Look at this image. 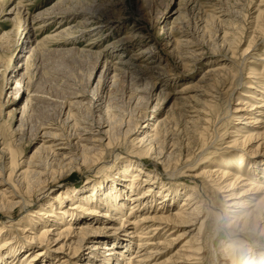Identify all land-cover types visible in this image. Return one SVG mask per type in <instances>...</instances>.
<instances>
[{
	"label": "bare ground",
	"instance_id": "1",
	"mask_svg": "<svg viewBox=\"0 0 264 264\" xmlns=\"http://www.w3.org/2000/svg\"><path fill=\"white\" fill-rule=\"evenodd\" d=\"M26 1L29 0H0V21L4 19L3 21L12 22V28L7 31L3 28L1 32L3 31L4 34H1L2 39L0 37V67H3V72L1 74L3 81L1 82V86L3 90L6 88L12 89L9 99L2 104V107H4V109L9 108L8 112L11 115L12 113L15 115V112L19 111L20 116L13 118V121H17L16 130L20 131L22 134L20 137L23 136L28 122L30 123L32 108H34V100L37 99L36 92L38 89H31L33 83L32 78L34 77H31V72L34 73L31 71V65L37 53L39 55V51L43 47L42 44L44 42V40H39L35 46H32L30 42L34 40L31 38L25 41L21 40L22 35L25 38L30 30L34 31L36 29L33 21L28 23L29 10ZM116 1L117 0H92L90 4L89 0H58V2L54 4L61 5L66 2L72 4L71 7L73 9L68 10L69 12L67 15L72 13L75 18L79 16L83 18V23L79 25L82 27L81 35L96 30L98 34L100 33L101 35L104 28H115L113 24L117 22L115 21L116 18L121 17V14L120 16H116V18L114 17L115 15H107V11L110 10L107 6L115 4ZM149 1L150 0H142V4H140L141 7L147 5V3L149 4ZM93 2H95L94 5H92ZM190 2L191 1H189V3ZM54 4L48 6L49 8L46 7L39 11L35 16L36 18H43L41 27L45 26L47 23H51V20H57L59 17H62L58 8V13L55 12L56 10L54 11ZM74 5L78 6L79 9L75 8L76 6ZM66 6L67 4L65 7ZM168 6L169 4H166L161 14L165 13ZM62 7H64V5L61 6V9H64ZM69 7H67V9H70ZM25 10L27 11L25 12ZM121 11L122 10H120V12ZM183 14L181 7L177 8L173 14L166 16L161 22V28L163 31H166V34L168 33L166 44L170 46V50L173 52L176 51V48H178L181 42V39L178 38V33H176L180 28L175 25V22L180 23ZM116 15L118 14L116 13ZM172 17L173 19L170 21ZM258 18L262 19L261 22L263 24L264 11L259 12ZM62 19H64V17ZM61 21L62 20H60V22ZM61 26H59V28H61ZM68 27H63L59 30L56 29L54 35L56 36L67 32L70 29ZM83 27H85V30H83ZM260 28L261 31L264 32V29L262 27ZM180 32H182V30H180ZM17 34H19V37L13 44L10 43L12 45H9L11 46L10 48L7 44H9V40ZM130 34H132V32ZM137 34L140 35L138 32ZM133 36L134 34L132 36L130 35L132 38H129L130 42L132 41L130 46L138 47L140 45L139 42H135V40L138 39ZM126 37L127 36L124 35L118 37V40H116L114 44H125L127 48L129 39ZM92 39L93 38H89L88 40ZM185 39L187 41L188 38ZM93 42L89 41L86 46L91 45ZM28 47L29 49L27 50ZM18 49L19 52L16 54V50ZM77 49L79 51L74 47L71 49L67 48V50L64 49V51L70 53V51L73 50L75 57L73 55L72 57L84 65L85 63L83 62H86L87 65V61L91 62L92 59V64L90 65L89 63L90 66L88 65L90 70L88 69L89 74H87V89L81 90V93L79 90L76 92V88L73 87L74 82L69 81L70 83H67L74 91L69 92L72 96L68 106L70 107L71 105V107L69 108L67 105L63 106V118L60 125L50 121L46 122L44 119L45 122L40 123V125L38 124V126L35 125V127L32 125L29 128L30 133L27 141L33 142L38 140V144L28 159L21 160L19 152L10 149V146H6L4 143H0L3 146H0V219H4V221H0V264H17L15 260L18 257L19 259L22 258L21 262L23 264H159L157 263V257L163 253V245L166 242L172 243L169 237L173 235V233L164 240H158L159 236L164 237V234L174 227L190 224L194 226L192 230L179 232L175 234V237L174 235L171 237L173 241L176 239V241H178V239H181L179 238L181 236L191 235L188 240L184 241V243L172 253V255H174L173 258L170 256V258L168 257L169 261H167V264L168 262L169 264L170 262L173 264H187L189 261L185 259H195L200 252L201 247L198 246L200 244L198 242L204 233L207 219V213L205 214L202 210L204 208L203 201L205 197L203 198V195L198 194V186L200 183H198V179L202 177H206L205 179H207L206 181L204 180V182L208 184L210 182L214 183L219 190L226 193V195H224L226 199L225 203L230 207L225 219L227 223L233 222V225L243 230L260 229L261 232L264 233V161H253L249 164L248 168L245 166L248 163L249 155H264V78L260 77V79H257L254 83L249 82L252 83L248 86L251 90L241 92L242 94L237 98V102H234L235 104H231V95V101L230 98L228 99L230 101V104H228L230 105V107H228L231 110L230 112L234 114L235 119L238 117L241 123V126L231 131V133L234 132L232 136L235 138L231 142V147L233 143L237 144L239 147L233 146L230 153H234V150H238L239 153L237 155L230 154L231 156H225L221 160L207 157L206 159L209 160V164L204 165L199 171L192 168L194 167L193 163H189V165L187 163V166L185 165L188 167V170H183L186 168L185 166L182 168L179 167L177 170L178 163L175 161L176 151L167 147L168 143L170 144V141H172L169 139L171 138L169 136V128L171 129L172 127H170L169 118H174L172 109L174 108L173 110L176 111L175 106L177 108L179 104H181V106L185 104L184 106L186 107L191 106L196 108L200 103H202V105L205 103V100L202 101L201 98L206 94V91H203L205 89L202 88L203 86H200V83H202L204 79L202 80L201 78L198 82V80L194 78L195 82L193 79L188 82H183L182 84L184 86L181 85L180 89L176 91L178 96L175 97L173 103L169 106L170 108L168 107L166 109V114L164 115L162 114L164 112L162 105L163 102L169 98V91L164 92L161 90L157 93V102L154 104L153 108L149 110L150 100L155 94L154 89L156 82L146 77L137 78V76L135 77L133 75L131 77H135L134 80L128 83H131L132 86L127 87L129 89V99L132 103L135 102V107L141 108L142 110H140L136 117L130 116L129 118H122L125 117V115L121 114L117 109L122 104L117 107L116 103H118V99L116 98L114 101L112 100L113 98H109L111 95L109 96L108 94L112 93H110V91L112 88H115L119 80H123L120 79L122 77L117 78V76L121 72L123 74V70L124 72L126 71V68H128L127 65H133L136 62H130L131 58H124V51H115V45L112 46L110 50L111 53L114 54L117 52L120 53V57L117 59L119 61H115V63L110 59L112 63L108 61V58L111 57L105 52L107 48H105V50H102V48L101 50L98 49L99 51L92 50L93 48L90 47L86 49ZM137 49H140V52L138 51L141 53L140 57L142 54H150V57L154 58L156 56V48L151 44ZM5 50H9L8 53H10L7 58L5 57ZM42 50L44 49L42 48ZM26 51H28V54L26 55L24 63L16 64L15 61L22 58V53L24 54ZM173 52L171 54H173ZM190 53L194 56L193 51ZM133 54L135 55V53ZM14 56L15 60L12 65ZM101 57L102 61L104 60L103 69L98 75L97 73L95 74V69L99 65V59H101ZM199 57L196 55L194 60H200ZM179 60H181V58ZM187 62L188 61H186V63ZM219 63L221 64L222 62ZM183 64L184 66L187 65L184 62ZM191 65L190 63L188 64V66ZM216 65H218V63ZM155 66L157 70L158 67H161ZM188 66H185L186 70L192 68ZM9 68H12V74L8 76L6 73ZM147 69L153 70L154 68L149 66ZM161 70H164V67ZM222 70L223 69L219 68L208 70L211 73L203 83L207 82L210 85H214L213 82H211V78L214 75L217 76ZM143 71L145 72V69ZM13 72L15 74H13ZM136 73L137 72H135V74ZM251 73L253 74L254 71ZM140 74H142V72H140ZM174 82L178 83L176 79ZM13 83H15V85L12 86ZM92 83L94 84L92 85ZM210 85L207 84V87ZM24 96L25 100L23 105H20ZM40 100L42 99L40 98ZM72 103L76 105V109H81L80 114L77 113L78 110L74 111L75 106H72ZM35 104L38 105L39 103ZM65 107L66 112L64 111ZM182 107L179 108L181 109ZM44 111L46 112V110ZM168 114L170 115L168 116ZM201 115L204 116L203 114ZM149 116H151V118ZM147 117H149V120L146 121L145 119ZM143 120L146 121V124L142 127L141 122ZM196 120L198 119L196 118ZM198 122L199 121H197V123ZM65 127L68 128V130ZM70 128L73 129L72 134L69 132ZM174 134L177 133L175 132ZM122 135L128 136L125 138H128L131 144L136 147L133 152L131 150V152L129 151L128 153L139 158V161H134V159L132 160L131 158L122 160V157H124L123 153L117 147L118 142L122 139ZM145 157L153 159L156 170L141 168L140 163H142V161L140 162V158L144 159ZM119 158H121V162L118 164L117 159ZM65 161L66 163L63 164ZM125 162H128V164ZM230 162H232L234 166L230 169H223V166L228 165ZM180 163L181 162H179V164ZM90 165V169L96 166L93 169V174L107 172L106 176H104L105 178L102 180L97 179L95 185H88L89 188L86 191H84V188H79L78 190H76V188H71V185L68 183L69 181H66L68 175H70L74 169H80L83 166V168L87 170ZM114 165L116 166L111 169ZM162 165L165 167L163 170L165 172L170 170L171 174L159 172L160 166ZM191 171L194 172L192 173ZM178 172L183 175L188 172L187 176L193 180L191 188L188 186L172 185L174 182L170 180L176 179L175 177L178 175ZM184 176H186V174ZM166 179L169 182H165L164 180ZM82 187L87 186L83 185ZM90 190H92L91 193L89 192ZM157 199H160V201L157 202ZM219 218L220 216H217L218 222L220 220ZM14 229L24 234L20 241L17 235L14 232L12 233ZM180 229L183 230L186 228ZM22 239H24L27 244L22 243ZM168 243H166V245H168ZM174 243L172 244L174 245ZM170 244L169 246L172 245ZM45 248L49 249V251H45ZM31 250H33V252L29 253ZM246 250L248 251L247 254L250 255L249 258L259 255V257H257L261 258V260L258 262L256 258L252 260L248 258L244 261L241 260V264H264V253L257 252L252 246L246 247ZM228 252L229 251L223 252L224 256L228 255ZM19 253L24 255H19ZM238 256H240V254L235 255L233 253L230 257L222 258L221 260H225L223 264H239L238 261L240 257ZM41 258L42 260L39 261ZM216 261H218V258ZM219 262L220 261H218V263Z\"/></svg>",
	"mask_w": 264,
	"mask_h": 264
},
{
	"label": "rangeland",
	"instance_id": "2",
	"mask_svg": "<svg viewBox=\"0 0 264 264\" xmlns=\"http://www.w3.org/2000/svg\"><path fill=\"white\" fill-rule=\"evenodd\" d=\"M85 1H88V0H85ZM90 1H92V0H89V3H90ZM117 1H118V3H117ZM117 1H116V3L114 2L115 4H112L113 6L112 5L107 6L108 8H110V10L107 9L108 11H110V12L107 11V15L108 14L111 16L115 15L114 17L116 18V16H120V14H121V17L116 18L115 21H117V22H114V24H113V25H115L114 26L115 28H109V27H108L109 29L107 27L104 28L103 32H101L102 36L100 35V33L98 34L97 30L92 31V32L90 31L88 33H83L82 35L80 34V33H82V31H81L82 27H80L79 25H81L84 20L82 21L83 18H81L80 16L75 18L72 15V13L67 15L69 12L68 10L73 9L71 7L72 6L71 3L66 2V3H63L61 5L60 4L55 5L58 2V0H29V1H26V4H28L27 7L29 10L28 23L33 21L35 23L36 29L34 31L30 30V32L27 34V36L25 38L22 35L21 40L25 41V40H28L29 38H31L32 40H34V41L30 42V44L32 46H35L39 40H41V41L44 40V42L42 44V46H43L42 48L44 50L46 49L45 51L42 50V48L40 49L39 55L37 53V55L33 59L34 63L32 62V65H31V71L34 72V73L31 72V74H32L31 77L34 76L32 78L33 83L31 85V89L32 90H34L36 88L38 89V91L36 92V97L38 100L37 99L34 100V104H33L34 108H32V112H31L32 114L30 116V119H31L30 123L28 122V124L26 125V130L23 133V136L20 137V135H22V134L20 133V131L16 130L17 121L16 122L13 121V118L20 116L19 111H16L15 115H14V113H12V115H11L8 112L9 108L4 109V107H2V104H4L7 99H9L10 91L12 89L11 88H8V89L6 88L4 90L2 89V86H1L2 83L1 82L3 81V79L1 78V74L3 72V69H2L3 67H0V143H2V144L4 143V144H6V146H10V149H14L17 152H19V157L21 160H24L26 158L28 159L29 156L32 154L33 150L35 149L36 145L38 144V140L33 141V142L27 141L28 135L30 133L29 128L32 125L34 127H35V125L38 126V124L40 125V123L45 122V120H46V122L50 121V122H53L55 124L60 125L61 120L63 118L62 117L63 106L67 105V107H69L68 105H69V102H70V99L72 96V95H70L71 93H69V92L74 91L73 89H71L69 87V85L67 83H70L71 81L74 82L73 87L76 88L75 89L76 92H78V90H79V92L81 93V90L83 91V90L87 89L86 88L87 87V77H88L87 74H89L88 69L90 68L89 66L92 64L91 63L92 59H91V62L87 61V65H86V62H83V63H85V65H84V64L79 63V61L74 59L75 54H74L73 50H71L69 53L68 51L65 52L64 49L67 50V48L71 49L74 47L77 51H79L77 48L86 49L87 47L88 48L90 47V48H93L92 50L97 51L98 49L101 50V48H102V50H105V48H107L105 50V52L111 57V58H108V61L113 60L112 62L115 63V61H119L117 59H119V57H120L119 52L114 54V53H111V51H110L111 47L115 45V51L116 50L124 51V54H125L123 56L124 58H129V59L131 58L130 62H133V63L136 62L137 63V64L135 63L133 65H127L128 68H126V71L128 72V70H129V72L127 73L126 71L124 72V70H123V74L121 72L117 76V78L122 77L120 79H123V80L122 81L119 80V83L115 86V88H112V90L110 91V93L111 92L112 93L108 94L109 96L111 95L109 97L110 99L113 98L112 100H114V101L116 100V98L118 99V103H116L117 107H119L122 104L119 108H117L121 114L125 115V117H122V118H129L130 116L136 117L139 114L140 110H142L141 108L135 107V102L132 103V101L129 99V95H128L129 89L127 87L132 86L131 83L130 84H128V83L130 81L134 80V78L136 76H137V78L138 77L139 78H145L146 77V78L152 79L154 82H156L155 89H154L155 94H154L153 98L150 100L149 110H151L153 108L154 104L157 102V100H156L157 99V93H159L161 90L164 92L169 91V98H167L163 102V105H162V107L164 108V112L162 114L165 115L166 109L173 103L175 97L178 96L176 91H178V89H180L181 85H183L182 84L183 82H188L192 79L194 82L196 79L199 82V79L201 80V78H202V80L203 79L205 80L210 75L211 72L208 70H213L215 68L223 69L222 70L223 72L221 71V73L223 75L221 73H218L217 76L214 75L211 78V82H213L214 85H210L207 82L203 83L204 80L202 81V83L204 85L202 83H200V86L201 87L203 86L202 88L205 89L203 91H206V94L202 97L203 99L201 98L202 101L205 100V103L203 105H202V103H200V105H197L196 108H194L191 106L186 107V106H184L185 104H183L182 105L183 107H182L181 104H179V105H177V108L175 106L176 111L173 110L174 108L172 109V113H173V117H174L172 119H174V120L169 118L170 119V123H169L170 127L172 126L171 129L169 128V130H170L169 136L171 137L169 139H171L172 141H170V144L168 143L167 147L176 151L175 161H177V163H178L177 170L179 169V167L182 168L185 165L187 166V163H188V165H189V163L190 164L193 163L194 167H192V168L194 170L199 171L204 165L209 164V160L206 159L207 157H209L211 159L221 160L225 156L229 157L231 155H237L239 153L238 150H234V153L232 152L233 154L230 153L233 146L239 147V146H237V144H234V143L232 144V147H231V142L233 139H235V138H233L234 136H232L234 134V132L231 133V131H234L239 126H241V123L238 120L239 118L236 117V119H235L234 114L232 112H230L231 110H230V108H228V107H230V105H228V104H230L231 97H232L231 104L232 103L235 104L237 102V98L239 96H241L240 95V94H242L241 92H244L246 90H251V88L248 87L249 84L254 83L257 79H260V77L264 78V32L261 31V28H260V27H262L264 29V22L262 24V22H261L262 19L258 18L259 12L264 11V0H251L252 2L249 0H218V1L217 0H150L149 4L147 3L148 6L144 5L145 7L142 6L143 8L140 5V4H142V0H124V1L123 0H120V1L117 0ZM189 1H191V2L189 3ZM121 2H122V4H121ZM244 2H247V3H244ZM187 3H188V5H187ZM53 4L55 5L54 11L56 10L55 12L58 13L57 10L59 9V13L61 14L62 17H59L57 20H51V23H47L45 26L41 27V25H42L41 23H43L42 22L43 18H41V17L36 18L35 16L38 14L39 11L43 10L44 8H46L48 6H52ZM66 4H67V6L65 7ZM68 4H70V5H68ZM94 4H95V2L92 3V5H94ZM166 4H169V6H168L167 10L165 11V13L161 14L163 9L166 7ZM63 5H64V7H62V8H64V9H61V6H63ZM74 6H76V5H74ZM138 6H139V9H138ZM67 7H69L70 9H67ZM112 7H114L115 9ZM147 7H149V8H147ZM180 7H181V11L184 14L181 17L182 18L181 22L180 23L175 22V25H177L180 28L178 30V32H176V33H178V35H179L178 38L181 39V42H180L181 45L179 44L178 48H176V51H175L176 53H175V52L171 51L170 46L166 44V42H167L166 38H167L168 33L166 34V31H163V29L161 28V22H162V20H164V18L166 16L173 14V12H175L177 10V8H180ZM75 8L79 9L78 6H76ZM116 8H117V11H116ZM111 9H113V10H111ZM120 10H122L121 11L122 13L120 12ZM26 11L27 10H25V12ZM116 13L118 15H116ZM63 17H64V19H62ZM65 17H68V18H65ZM104 17H106V16H104ZM173 17L170 18V21L173 19ZM3 20L4 19H2L0 21V37H1V34L2 35L4 34L3 31L1 32V30L3 28H5L6 31L12 28V22L3 21ZM60 20H62V21L60 22ZM77 23H78V25H77ZM162 24H164V23H162ZM59 26H61V28L68 27L70 29L67 32H65L66 34L63 33V34L55 36L54 34L56 32V29L57 30L61 29V28H59ZM71 26H72V28H71ZM78 28H80V29H78ZM84 28L85 27H83V30H85ZM180 30H182V32H180ZM131 32H132V34H130ZM137 32L140 33V35H138ZM253 33H255V34H253ZM133 34H134L133 37L138 39V40H135V42H139V44H140L138 47H134V46L131 47L130 46V43H132V41L130 42L129 38H132V37H130V35L132 36ZM135 34H137V35H135ZM61 35H62V37H61ZM123 35L127 36L126 38L129 39V42H128L129 45L127 48L125 47V44H121V43H115L114 44V42H116V40H118L117 38L122 37ZM18 37H19V34L13 36L12 39L9 40V44H7V46L13 44ZM89 38H93V39L95 38V39L94 40L93 39L88 40ZM185 38L190 39L191 42L188 39H187V41H189V42H187ZM1 39H2V37H1ZM231 39H233V40H231ZM112 40H114V41H112ZM89 41L90 42L95 41L92 43L93 45L94 44L95 45L93 46L91 44L89 46H86V44H88ZM184 42H187V43H184ZM164 43H165V45H164ZM150 44L156 48L155 49V51H156L155 52L156 53L155 58L150 57L151 56L150 54L149 55L142 54L140 57V54H141V53H139L140 49L138 50L137 48H141L142 46H149ZM188 44H190V45H188ZM110 45H112V46H110ZM250 45L254 46V47H251ZM255 45H256V47H255ZM11 46H9V47L11 48ZM105 46H108V47H105ZM185 47H187L190 52L193 51L194 56H192V54ZM28 49H29V47L27 48V50ZM57 49H58V51H57ZM60 50H63V51H60ZM16 51H17L16 52V54H17L19 52V49ZM107 51L108 52L110 51V52L108 53ZM169 51H171V52H169ZM178 51H180L182 53H180ZM186 51H188V52H186ZM4 52H5V57L7 58L10 54V53H8L9 50L8 51L5 50ZM27 52L28 51L24 52V54L22 53V55H23L22 58L17 59L15 61L16 64L17 63H20V64L24 63L26 55L28 54ZM172 52H173V54H171ZM133 53H135V55ZM16 54H15V56H16ZM72 55L74 57H72ZM175 55H176L177 59H176ZM196 55H197V57L200 56L199 57L200 60L199 59L194 60V57ZM15 56L13 58L12 65L14 63ZM130 56H132V57H130ZM170 56H171V58H170ZM180 58H181V60H179ZM99 60H100L99 65L95 69V74L97 73L98 75L101 72V70L103 69V61H104V60L102 61V57ZM152 60H153V62H152ZM186 61H188V62L186 63ZM183 62L185 64H187L185 66H188L189 63H190V65L193 64L191 66H188V67H192V68H190V70H186V67L184 66ZM216 62L218 63V65H216L217 64ZM219 62H222V63L220 64ZM89 63H90V65H89ZM140 64L142 66H145V67H142ZM137 65H140V66H137ZM155 65H157V67L158 66H161V67H158V70H157L155 68L156 67ZM149 66L153 67L154 71L148 70L147 67H149ZM135 67H136V69H135ZM163 67H164V70H161ZM226 67H228V68H226ZM50 68L52 69V71ZM159 68H161V69H159ZM225 68L227 69V71ZM11 69L12 68H9V70H7L6 74L8 76L12 74ZM144 69H145V72L143 71ZM224 69H225V71H224ZM228 69H230V70H228ZM147 70H148V72H147ZM252 71H254L253 74L251 73ZM135 72H137L136 73L137 75L135 74ZM140 72H142V74H140ZM146 73H148V74H146ZM149 73H152V74H149ZM13 74H15V73L13 72ZM67 74H68V76H67ZM133 75L135 77H131ZM12 78H14V77H12ZM125 78H127V79H125ZM194 78H195V80H194ZM175 79H176V81H178V83L174 82ZM214 79H216V80H214ZM239 79L241 82L239 81ZM95 80H94V83H95ZM193 81H192V83H193ZM249 82H252V83H249ZM62 83H63V85H62ZM94 83H92V85ZM207 84L210 85V86H208L209 88L207 87ZM13 85H15V83H13L12 86ZM125 85H127V86H125ZM212 89H213V91H212ZM39 90H41V91H39ZM252 90H255V89H252ZM199 91L203 92L202 90H199ZM210 92H211V94H210ZM230 95H231V97H230ZM38 96H41V97H38ZM40 98L42 100H40ZM207 98H210V99H207ZM229 98H230V101L228 100ZM24 100H25V96H24V98H22L20 105H23ZM207 100H209V101H207ZM130 101H131V103H130ZM35 103H37V104L39 103V104L36 105ZM191 104L193 106L192 102H191ZM144 105H147V104H144ZM39 106H40V108H39ZM72 106H75L74 111L78 110V108L76 109L75 104L72 103ZM206 106H207V108H206ZM70 107H71V105H70ZM179 107H182L184 110L182 108L180 109ZM44 110H46V112ZM80 110L81 109L78 110L79 112L77 111L78 114L81 113ZM64 111L66 112V107H65ZM204 112L206 114L207 113L208 114L206 115ZM201 114H203L204 116H202ZM169 115L170 114H168V116ZM149 117L151 118V116H149ZM149 117H147L145 120L146 121L149 120ZM196 118L198 120H196ZM145 120H143L141 122L142 127L146 124ZM197 121H199V122L197 123ZM203 121H205V122H203ZM194 124H196V125H194ZM188 126H190V127H188ZM61 127H64V126H61ZM14 129H15V131H14ZM66 129L68 130V128H66ZM69 130H70L69 132L72 134L73 129L70 128ZM195 130H196V132H195ZM175 132L177 134H174ZM125 137H128V136H123V135L121 136L122 139H120L121 141L118 142V146H117L121 150V152L123 153L124 157H122V160L127 159V158H131L132 160L134 159V161H139V158L128 153L129 151L131 152V150L133 152V150L136 147H134L131 144V142L129 141V139L125 138ZM115 145H117V144H115ZM189 145H190V147L188 148ZM0 146L3 147L1 144H0ZM187 152L189 153V156H188ZM176 154H178V155H176ZM104 156H106V155H104ZM195 156H196V158H195ZM141 161H142V163H140L141 168H146L149 170H156L152 158H150V157H145L144 159L140 158V162ZM253 161H264V155L263 154H259V155H252L251 154V155H249L248 163L245 166L248 168L249 164L252 163ZM117 162L119 164L121 162V158L117 159ZM179 162H181V163L179 164ZM65 163H66V161L63 162V164H65ZM125 163L128 164V162H125ZM211 165H212V163H211ZM228 165H226V166L224 165L223 169H226V168L230 169L231 167L234 166V164L232 162L228 163ZM115 166L116 165L111 167V169H113ZM83 167L80 169H74L72 171V173L70 175H68V178L66 179V181L67 182L69 181L68 183L71 185V188H76V190H78L79 188H84V191H86L89 188L88 185H95L96 180L97 179L102 180L103 178H105L104 176H106V173H107L106 172V173H102V174H99V173L93 174V169L96 166H93V168L90 169V167H91V165H90L89 168H87V170L84 169ZM164 168L165 167L163 165L160 166L159 172H163L165 174H171L170 170L165 172L163 170ZM187 168L188 167L184 168L183 170H188ZM81 169H84V170H81ZM193 169H191V170H193ZM89 172H91V173H89ZM180 172L177 173L178 175L175 177L176 179L170 180L171 182H174V183H172V185H174V186L175 185H177V186H180V185L181 186H188L191 188L193 180L190 179L189 176H187L188 172L184 173V175L186 174V176H184ZM191 172L193 173L194 171H191ZM200 177H202V176H200ZM202 178L198 179V183L200 182L199 186H198V189H199L198 194L203 195V198L205 197L204 201H203L204 208L202 210L205 214L207 213V219H206V223H205V227H204V233H203L202 237L200 238V241L198 242V243H200L198 246L201 247L200 252L197 254L195 259H185V260L189 261V263H187V264H223L225 260H221V259L230 257V255L233 253L235 255L240 254V256H238V257H240L238 262H239V264H241V262H240L241 260L244 261V260H247L249 258L250 255L247 254L248 251L246 250V247H250V246H252L254 248V250H256L257 252L264 253V233L261 232L260 229L259 230L258 229H256V230L244 229L243 230V229H240V228L236 227L235 225H233L232 224L233 222L227 223L225 219L227 217V211L229 210L230 207H228V205L225 203L226 199H225L224 195H226V193L219 190L217 188V186L214 185V183L210 182L208 184V183L204 182V180L205 181L207 180V179H205L206 177H202ZM164 181L169 182V181H167V179ZM83 185H85L87 187H82ZM154 186H157V185H154ZM89 192L91 193L92 190H90ZM159 201H160V199H157V202H159ZM157 204H159V203H157ZM157 204H155V205H157ZM217 216H220L219 222L217 221ZM0 221H4V219H0ZM216 224H218V225H216ZM180 228H186V229L182 230ZM193 228H194V226H192L190 224L184 225L181 227H174L171 230H169L166 234H164V237L159 236L158 240H164L166 237H168L172 233L175 237L176 236L175 234H178L179 232H185V231H188L190 229L192 230ZM13 232L17 235V238L19 241L21 240V238H23L22 236H24L23 233H21L20 231H18L16 229H14L12 231V233ZM173 235H171L169 237V239L172 241V243L175 242L174 245L172 243H171L172 244L171 245L168 242H166V243H168V245H166V243L163 245V253L157 257V259H158L157 263H159V264H165L166 263L167 264V261H169L168 257L170 258V256H172V258H173L174 255H172V253L175 252L177 250V248H179L181 246V244H183L184 241L188 240L191 236L190 234H188L187 236L179 237L181 239L180 240L178 239V241H176L177 239L173 241L171 239V237ZM22 240H23L22 243L27 244V243H25L24 239H22ZM169 244L172 247L169 246ZM165 246L166 247L168 246V247L166 248ZM227 248H229V249H227ZM47 250L49 251V249L45 248V251H47ZM225 251H229V252H228V255L224 256L223 252H225ZM30 252L32 253L33 250L29 251V253ZM21 254L19 253V255H21ZM23 255L24 254H22V256ZM41 256H43V255H41ZM257 256L259 257V255H257ZM257 256H253L252 258H249V260L256 258V260L259 262L261 260V258H258ZM217 258H218V261H220L219 263H218V261H216ZM21 259H19V257H18L15 260L17 262V264H23L21 262ZM41 260H42V258L39 259V261H41ZM161 260L165 263H163ZM160 261H161V263H160ZM168 264H169V262H168ZM170 264H173V263L170 262Z\"/></svg>",
	"mask_w": 264,
	"mask_h": 264
}]
</instances>
